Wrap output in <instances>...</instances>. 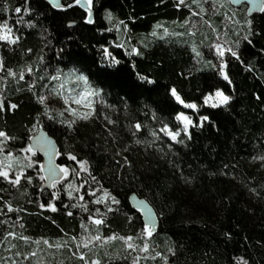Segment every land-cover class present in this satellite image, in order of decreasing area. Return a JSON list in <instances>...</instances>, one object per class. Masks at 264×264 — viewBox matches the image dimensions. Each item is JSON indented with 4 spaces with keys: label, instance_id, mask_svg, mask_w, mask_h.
<instances>
[{
    "label": "trees",
    "instance_id": "obj_1",
    "mask_svg": "<svg viewBox=\"0 0 264 264\" xmlns=\"http://www.w3.org/2000/svg\"><path fill=\"white\" fill-rule=\"evenodd\" d=\"M224 1L213 8V0H201L206 11L197 16L192 12L199 9L191 0L179 8L178 0H93L89 23L87 10L74 0H62L57 9L43 0H0V23L7 20L20 37L15 44L0 41L4 65L0 77H6L0 79L4 102L0 129L14 138L8 142L14 154L22 155L19 149L36 133L33 125L39 118V127L59 146L58 164L70 169L56 189L41 188L39 164L25 173L33 177L31 183L21 178L13 186L0 178L2 264L37 260L83 264L72 254L84 231L81 223L94 227L88 217L97 215L96 208L106 214L100 234L116 238L103 245L93 242L89 260L97 256L102 264H132L139 255V264H165L164 256L167 264H242L238 258L243 257L248 264H264V11L252 13L246 5L235 8ZM16 7L31 11L16 13ZM216 42H227L239 55L236 59L226 52L223 57L231 83L218 71ZM193 45L200 56L192 51ZM133 47L140 54L132 53ZM105 48L119 63L105 56ZM29 66L33 72L25 71L20 79L19 73ZM8 68L17 75L8 76ZM57 69L87 76L99 93L93 115L71 128L60 123L70 119L59 115L64 112L63 99L51 91L63 82L48 78ZM209 85L231 97L227 105L204 104V96L214 91ZM71 86L76 87L75 81ZM172 88L196 109L176 101ZM41 94L47 95L55 119L42 115L44 106L37 100ZM181 111L193 120L190 138L183 132L178 137L184 143L159 132L165 123L173 130L182 127L174 119ZM201 116L209 119L197 126ZM138 121L140 130L134 127ZM69 153L87 161L89 171H80ZM33 159L41 157L36 153ZM66 183L82 185L81 203L89 212L70 207L77 194L70 199ZM104 189L119 201L110 204L111 212L104 204L93 203ZM52 193H56L54 201ZM132 193L146 199L159 220L157 230L147 238L146 253L127 249L119 238L137 237L133 243L143 244L141 215L128 200ZM5 201L13 211L7 210ZM49 202L55 203L56 211L39 206ZM8 232L16 235L6 238ZM72 236L77 240L72 241ZM43 239L52 245L67 241V246L49 248ZM31 252L37 256L23 255Z\"/></svg>",
    "mask_w": 264,
    "mask_h": 264
},
{
    "label": "snow or ice",
    "instance_id": "obj_2",
    "mask_svg": "<svg viewBox=\"0 0 264 264\" xmlns=\"http://www.w3.org/2000/svg\"><path fill=\"white\" fill-rule=\"evenodd\" d=\"M81 0H74V3L80 4ZM193 5H196V7L199 9V11L192 12L193 15H201L203 14L206 9L204 8L203 4L201 3V0H191ZM92 3L93 0H86L87 5V11H88V22L91 23V16H92ZM217 0H213V8L216 7ZM185 4V0H178V3L176 4V7L179 8L181 5ZM68 7H71L72 5H67ZM186 6V5H185ZM57 7H60L59 4H57ZM30 12L31 9L28 7H16L15 12ZM261 11H264V6L261 7ZM109 20L112 19L111 13L108 14L107 17ZM231 19V17H229ZM19 22V21H18ZM31 23V22H29ZM123 21H120L119 24H123ZM187 23V21H185ZM249 28L251 26V21H246ZM119 24L116 25V27H119ZM159 27V25H158ZM127 26L125 25V29ZM168 30L164 29V35L167 36ZM175 34V33H173ZM155 35V33H153ZM20 37L18 35L13 34V28L9 26L8 21L5 20L3 23H0V41H4L10 44H15L19 41ZM119 47H123V45H119ZM215 49V54L217 57L220 58V62L218 64V71L220 72L221 76L225 81H228V83H231V80L229 79V76L227 72L225 71L226 67V61L223 59L225 56V53H230L232 57H235L236 59H239V55L237 51L233 50L232 47L227 46V42L224 44L216 42L213 45ZM28 51H31L29 49ZM104 54L106 57L110 58L113 63H119L118 60H116L115 57L112 56V54L108 51V49H103ZM192 51L196 54V56H200L201 53L197 50V47L195 45L192 46ZM132 53L140 54L139 50L136 47H133L131 49ZM131 54V53H130ZM42 59V58H41ZM4 70L3 61L0 60V71ZM27 71L29 73L33 72L32 67H26L24 70H22L19 73L20 79H24V72ZM57 74L50 75L48 78L53 81H63L58 85L57 88H53L51 91L61 97L63 99V103L67 105L64 112H60L59 115L61 117L64 116L65 112L70 113L73 119L71 120H65L61 119L60 123L67 124L69 128L72 127V125L76 122V119H89L90 116L93 115L95 111V97L99 95L98 91L91 88V86L88 83V77L83 74H78L75 72V70L69 72L68 74L60 73V71L57 69ZM7 75L10 77H15L17 75L16 72H14L11 68L7 69ZM0 79H6V77H0ZM43 79V77L41 78ZM140 79L147 80L148 83H152L150 79L147 77L141 76ZM75 81L76 87H66V84L69 81ZM31 87V86H30ZM47 87V85L45 86ZM210 88H214V91H210L207 95L204 96V103L209 104L212 101H215L216 103L213 104V106L218 105H227L230 101L231 97L225 93V91L220 88L216 87L214 85H209ZM79 89V90H78ZM171 95L175 98L176 101H178L180 104L185 105L188 109H196L197 105L195 103H185V101L181 98L179 93L175 88L170 89ZM38 102L44 106V112L42 115L48 116L50 119H55V116L51 115L52 109L46 104L47 95L41 94L37 97ZM73 105H76L74 107ZM4 107V102L2 98H0V108ZM11 108H16L17 106L15 104L10 105ZM41 114H38V117ZM155 118V117H154ZM174 119L182 125V127H176L175 130H173V127H170L169 124L165 123L162 127L159 128V132L165 134L167 137H169L172 141H178L179 143H184L183 140H178V137L181 135V132L188 135L190 138L189 133V127L193 125V120L189 115H186L185 112L181 111L178 112ZM208 116H201L200 121L201 124L197 126H202L203 121L208 120ZM112 121H109L111 123ZM39 118H37V123L33 125V130L36 133H39ZM135 129L140 130L142 125L138 121L135 123ZM153 137L158 138V134L156 131L152 132ZM14 139L11 137L5 130L0 129V178H3L4 180L11 183L13 186L19 185L21 178H24L28 183L32 182L33 177L31 175H25L26 171L28 169L33 168L34 164H39V167L37 169V175L39 176V179L41 181L46 182L50 187L53 189H56L57 183L64 179L65 177L69 176L70 169L65 165H57L52 163L51 156H49V163L45 167L42 163H39L38 159H33L35 157L36 153L38 151H43L46 154L49 153L51 148V140L47 138L43 133H39L33 136L28 137L29 143H27L24 147L19 149V153L22 155L14 154V151L9 147V141ZM137 143H140L139 140L136 141ZM53 154L59 155V152H54ZM70 159L80 166V171H83L87 173L89 171L87 167V161L85 160H78V158L75 155H72L71 153L68 154ZM261 159H264V157H261ZM75 172V174L78 176L80 173L76 170H71ZM91 179H95V177H91ZM86 183V182H85ZM67 189V195L70 199L74 197V193L77 195L75 196L76 203H73L70 205L72 208L79 207L85 212H89V208L86 207V203H81V201L84 200V197L82 195H79L81 186H77L73 183H66L64 185ZM93 194H95V189H89ZM255 191V189H253ZM53 197V201L55 200L56 193L51 194ZM95 204H104L105 207L108 209L109 212H111L113 209L110 207V204H119V201L111 195L106 189L102 190V194L97 196L96 200L93 201ZM5 206L7 207V210L9 212L13 211V206L11 203L5 201ZM41 208H48L52 211H56V205L54 202H49L47 204L41 203L39 205ZM95 212L97 215L92 216L89 215L88 219L92 221V225L94 227L90 228L88 224L81 223V228L84 230L83 234L79 237V242L76 244V251L73 252V256L81 261H83V264H102L101 258L94 256L91 260L88 258V252L91 251V248L89 247L92 245L95 247V244L93 242H99L101 245L104 243L113 240L116 238L115 234H112L111 236H103L100 234L99 227L104 224V215L106 214H100V209L96 208ZM69 216H71L73 213L69 211L67 213ZM149 221H151V213L149 212ZM153 225L154 221L151 222H145L143 224L142 232L140 233L139 238L143 239L142 246H137V244L133 243L137 237L133 236H121L119 237L122 241L125 242L126 248L129 250H132L134 252H148L149 250V243L148 239L153 235ZM95 232V234H93ZM15 232H8L5 234V237H11L15 236ZM20 239L24 240L25 242L29 241L30 238L27 236H21ZM72 241H76L77 237L72 236L70 238ZM42 242L47 245L49 248L55 247H66L67 241L64 244H55L52 245L49 243L48 240L43 239ZM37 245L41 243L40 240L35 242ZM12 247H15L14 245ZM81 249H85L86 251H82ZM172 249H169V252H171ZM16 255H21V253L17 252ZM25 258L33 257L35 258L37 256V252H31V253H25L23 254ZM156 256H161V253L157 252ZM165 261V264H167V256L162 257ZM139 255H137L134 259L132 264H139ZM242 264H248L246 260L243 259V257L238 258ZM2 264V262H0ZM36 264H43L42 260H37ZM63 264V262H61Z\"/></svg>",
    "mask_w": 264,
    "mask_h": 264
},
{
    "label": "water",
    "instance_id": "obj_3",
    "mask_svg": "<svg viewBox=\"0 0 264 264\" xmlns=\"http://www.w3.org/2000/svg\"><path fill=\"white\" fill-rule=\"evenodd\" d=\"M43 1L47 3L48 5H50L51 7L56 8V9L60 8V7H57V4L61 6V3H62V0H43ZM228 1L235 8H238L242 5H246L248 7V10L252 13L260 12L261 7L263 6V0H228ZM78 5L82 7L83 9L87 10L86 0H81L80 4ZM91 19H92V16H91ZM87 21H88V17H87ZM39 133H43L52 142L51 148L48 154H46L43 151L37 152V154H39L41 157V163L46 167L49 163V156H51L52 163L59 165L57 162L59 155L53 154L54 152H59V146L56 140L52 136H50L48 132L42 127H39ZM39 133H35L34 135L39 134ZM59 182H61V180ZM41 188L51 189L52 187H50L46 182L43 181ZM128 200H129V204L131 208L140 213L143 224L145 222L154 221V225H153V233H154L157 230V227L159 224V220H158V217H157V214L154 208L149 204V202L146 199L139 197L136 193H132L129 196ZM149 212L151 213V221H149Z\"/></svg>",
    "mask_w": 264,
    "mask_h": 264
},
{
    "label": "rangeland",
    "instance_id": "obj_4",
    "mask_svg": "<svg viewBox=\"0 0 264 264\" xmlns=\"http://www.w3.org/2000/svg\"><path fill=\"white\" fill-rule=\"evenodd\" d=\"M217 3H219V4H225V1L224 0H217ZM71 83H72V81L70 80L67 84H66V87H72L71 86ZM216 102L215 101H212V102H210L209 104H205V105H208V106H213V104H215ZM74 107H76V105H73ZM67 107V105H65L64 103H63V108H64V110H65V108ZM192 110H195V109H192ZM65 114H66V116L71 120V119H73V117L71 116V114L70 113H67V112H65ZM84 119H76V122L75 123H77V122H79V121H83ZM39 163H41V160H39Z\"/></svg>",
    "mask_w": 264,
    "mask_h": 264
}]
</instances>
